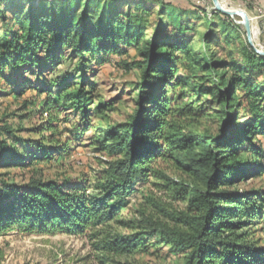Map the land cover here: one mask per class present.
I'll list each match as a JSON object with an SVG mask.
<instances>
[{"label":"trees","instance_id":"1","mask_svg":"<svg viewBox=\"0 0 264 264\" xmlns=\"http://www.w3.org/2000/svg\"><path fill=\"white\" fill-rule=\"evenodd\" d=\"M218 15L214 21L193 0H0V80L16 98L29 91L40 98L28 104L47 113L37 133L52 145H30L0 120V171L64 156L88 132L116 158L93 192L84 181L18 185L0 172V237L10 231L90 233L102 264H120L107 254L129 256L161 245L183 264H264V247L251 232L264 223V194L232 189L264 171V141H257L264 138V56L240 37L233 41L240 60L212 53L223 49V37L230 39L225 15ZM113 58L117 67L141 74L137 109L117 124L106 121L113 103L97 102V83L89 78L93 66ZM206 104L218 108L219 130H189L192 119L208 116ZM92 115L100 122L92 123ZM70 116L78 121L63 133L73 138L58 150L51 142ZM32 145L37 153L26 150ZM159 160L200 185L170 182L156 168ZM151 177L161 181L160 190H185L176 228L121 217L137 186ZM112 224L129 233H114Z\"/></svg>","mask_w":264,"mask_h":264},{"label":"rangeland","instance_id":"2","mask_svg":"<svg viewBox=\"0 0 264 264\" xmlns=\"http://www.w3.org/2000/svg\"><path fill=\"white\" fill-rule=\"evenodd\" d=\"M206 3L209 18L218 21L220 19L218 13L225 15L228 26L226 32L230 35L229 41H224L223 37V49L214 48L211 50L212 53L229 62L234 59L240 60L237 50L233 47V41L240 37L250 48L264 56V0L252 2L249 0H218L220 10L216 9L212 0H206ZM244 24L249 27V36ZM201 25H205V23L202 22ZM1 26L0 23V28ZM195 47L198 52H202L201 45ZM118 60V58H113L110 64L100 68L93 66L95 73L89 77L91 81L97 83V95L100 96L97 102L113 103L112 110L107 112L109 119L106 121L110 120L114 124L127 122L137 109L141 94L140 72L124 71L117 67ZM132 60L135 59H128V61ZM68 66L69 63L66 62L59 67V73L67 70ZM182 71L184 72V70ZM32 80L35 79L32 78ZM207 100L208 97H197L196 101L204 104ZM32 101L35 104L40 102V98L35 96V92L29 91L23 97L16 98L10 90H7L5 82L0 80V120L9 125L15 136L28 141L30 145L33 142H40L45 147L52 146L49 144L47 134L44 133L41 136L37 133V127L43 124L47 113L38 112L41 109L39 105L35 107L28 104ZM25 104H28L26 108ZM203 106L206 108L208 116L192 119L188 129L201 134L216 133L222 125V123L219 124V119L216 117L218 108L207 104ZM195 108H198V105ZM91 120L96 124L100 122L95 115H92ZM77 121V118L70 116L69 123L60 127L61 136L51 142L57 146L58 150L60 145L73 138L71 134L63 132L71 129ZM42 137L45 138L43 141H41ZM257 141L263 142L264 138L258 137ZM26 150L37 153L36 145L30 146ZM43 154L41 153V156ZM115 159L113 156H109L106 151L101 150L98 134L94 135V132H88L79 137L73 143L71 151L64 156L54 155L48 160L41 157L29 167H10L1 169L0 172L8 173V179L18 185L29 180L56 182L69 180L75 184L84 181L85 186L90 187L88 192H93L96 190L95 183L103 178V172L107 169L108 164ZM155 165L174 184H186L188 188L191 185H200L197 179L191 178L182 169L168 161L159 160ZM159 182L161 181L151 177L148 183L139 184L137 186L138 194L128 201L126 209L121 212V217L138 219L143 224L149 223L152 226L176 228L179 224L174 215L183 213L186 209V203L182 200L185 190L178 193L166 189L160 190L156 186V183ZM235 188L254 190L264 194V171L262 175L245 180L232 189ZM112 230L114 233H129L127 230L118 228L115 224H112ZM251 232L253 233L252 239L259 246L264 247V223L254 226ZM90 235V233L84 235L63 233L40 235L10 231L0 237V264H102L99 262V252L93 247L96 240H93ZM157 238V236L153 237L151 242H155ZM105 256L120 264H183L182 257L170 253L169 248L165 245L152 247L147 252L129 256L114 254Z\"/></svg>","mask_w":264,"mask_h":264},{"label":"water","instance_id":"3","mask_svg":"<svg viewBox=\"0 0 264 264\" xmlns=\"http://www.w3.org/2000/svg\"><path fill=\"white\" fill-rule=\"evenodd\" d=\"M36 1H39V0H36ZM212 1H213L214 5H215L216 9L220 10L218 0H212ZM244 25H245V24H244ZM245 27H246L247 34H248V36H249V34H250L249 27H248V25H245Z\"/></svg>","mask_w":264,"mask_h":264},{"label":"built area","instance_id":"4","mask_svg":"<svg viewBox=\"0 0 264 264\" xmlns=\"http://www.w3.org/2000/svg\"><path fill=\"white\" fill-rule=\"evenodd\" d=\"M197 5H199V6H203V7H205V9H206V5H207V3H206V0H193ZM206 11H207V9H206Z\"/></svg>","mask_w":264,"mask_h":264},{"label":"bare ground","instance_id":"5","mask_svg":"<svg viewBox=\"0 0 264 264\" xmlns=\"http://www.w3.org/2000/svg\"><path fill=\"white\" fill-rule=\"evenodd\" d=\"M219 7H220V5H219ZM255 34V33H254Z\"/></svg>","mask_w":264,"mask_h":264}]
</instances>
